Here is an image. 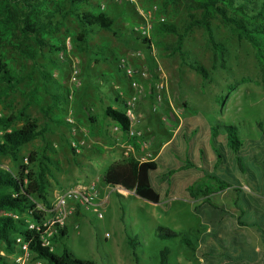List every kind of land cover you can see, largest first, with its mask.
Here are the masks:
<instances>
[{"label": "rangeland", "instance_id": "obj_1", "mask_svg": "<svg viewBox=\"0 0 264 264\" xmlns=\"http://www.w3.org/2000/svg\"><path fill=\"white\" fill-rule=\"evenodd\" d=\"M92 6L114 17L115 24L111 32L97 31L89 35L86 47L75 42V28L68 20L51 41L57 46L63 45L65 52L49 54L45 49L44 55H38L32 61L14 52V46L27 43L22 37H17L13 33L9 40L0 42V58L18 78L23 79L14 92L6 97L0 96V116L16 114L30 103L26 113L41 127H47L44 139L38 138L20 150L18 163L8 157H2L0 164L16 174L21 163L27 164L30 152L34 151L40 156L44 154L46 147H51L54 153L47 151L53 160L50 166L52 173L48 191L51 203L61 190L73 187L81 180L84 184L87 183L88 181L81 177L71 179L74 164L83 162L84 157H92V160L100 163L102 152L97 151L100 148L97 142L103 139L104 133L98 123L104 118L103 111L107 106H114L121 112L122 102L133 93L128 80L120 70L121 61H124L130 67L138 68L147 75L140 80L145 91L135 108L134 130L141 134L136 140L141 149L139 153L134 154L136 158L139 161L163 159V153L159 150L168 138L167 132L175 131L181 122V130L184 129L183 133L187 135V148L186 151L184 149L175 152L170 149L165 152L170 163L165 167L160 164L156 174H153L152 183L160 195V203L156 205L131 195L132 193L125 192L126 196H122L121 189L109 187L104 190L102 172L111 162L100 165L97 163L89 172L83 168L84 164L80 165L79 175L83 174L89 180L98 178L96 180L98 192L103 191L101 198L106 194L108 197L102 219H98L91 212H85L80 219L77 216L65 219L67 237L64 243L75 257L82 260L93 261L96 264H135L126 242L129 234L136 236L139 242L136 250L138 264H156L158 253L164 247L172 248V258L178 264H201L196 254L183 249L176 240L158 239L156 229L161 226L188 233L204 225L216 223L222 217L220 210L213 214L212 208L199 207L201 199L192 200L187 195L186 188L193 186L194 183L206 185L213 182L205 174H214L231 185V188L210 196L209 200L214 205H223L234 215L238 216L239 210L247 209L242 194L249 195V198L252 196L264 199L261 165L255 162L252 166L247 165L249 157L242 155L243 165L250 168L251 173L246 169L240 170L236 161L232 160L231 151L225 145L223 130H216L218 133L216 138H211L208 130V127H215L220 123L236 125L240 138L248 145V153L251 156L255 154L257 148L252 142L264 136V82L261 67L252 47L245 41H239L219 19H214L211 22L214 39L225 48L221 64L217 63L214 67L213 52L202 28L194 27L183 42L184 62L196 63L209 72V79L203 81L186 66L178 54L171 53L176 36L157 33L160 26L157 19L160 16L164 17L163 23L173 24L182 31L188 16L182 4L164 7L163 0H94ZM152 6H157L158 11L148 18L147 14ZM145 19L152 25L153 53L148 44L140 41L142 38L136 31ZM81 48L84 50L80 51ZM99 50L104 52L106 59L97 63L94 54ZM53 60L55 65L52 64ZM75 69L78 71L77 85L72 81ZM40 70L53 76L54 85H48V89L50 92L55 91V94H62L63 111L55 110L49 116H45L44 109L52 101L50 94L43 88ZM160 79L167 82V92L164 94L160 111L154 113L153 100L149 92ZM3 88V85H0V91ZM162 116H166L164 121L161 120ZM52 119L65 121L66 125H57ZM105 119V123L110 127L108 130L112 131L114 123L111 119ZM187 124H194L199 136L190 137L189 131L193 127ZM21 125V122H17L14 126L18 128ZM205 127L206 132L203 131ZM73 128L77 131L74 136L78 142L84 140L81 146L82 156L76 151L75 153L71 151V141H75ZM78 130L84 133H79ZM154 135L155 140L152 138ZM197 140L196 152L195 149H191L190 143ZM212 149L221 156L216 170H212L211 167L215 161ZM199 151L204 155H199ZM195 156L201 158L200 171L179 173L172 178L178 179L181 176V179L165 181L167 179L163 173L170 169L167 165L178 167L185 159L195 162L197 161ZM205 159L208 165L204 164ZM233 172L239 183L234 181ZM160 184L162 185L159 186ZM235 187L238 191L234 189ZM244 217L255 218L254 215L247 213ZM76 225L83 227L76 230ZM237 238L240 239V236ZM54 247L55 252H58L61 245L58 243ZM244 251L239 249V257L246 256ZM0 254L4 255L1 243ZM7 257L9 264H14L13 256Z\"/></svg>", "mask_w": 264, "mask_h": 264}, {"label": "trees", "instance_id": "obj_2", "mask_svg": "<svg viewBox=\"0 0 264 264\" xmlns=\"http://www.w3.org/2000/svg\"><path fill=\"white\" fill-rule=\"evenodd\" d=\"M93 1L0 0V42L9 40L13 33L17 37H22L27 43L14 46V52L32 61L38 55H44L45 49L49 54L65 52L63 45L57 46L51 41L55 39L56 34L60 32V29L68 20L75 28V42L86 47L89 35L97 31L111 32L115 24L114 17L98 7L92 6ZM178 4H182L188 14L182 31L173 24L165 23H160L157 28L159 34L176 36V40L171 46L172 54H178L181 60L185 61L184 39L194 27H198L204 30L207 43L212 49L214 67L217 63L221 64L224 59L225 48L223 44L215 41L211 25L212 20L219 19L220 23L229 28L239 41H245L252 47L256 60L261 67L264 82V0H163L164 7L177 6ZM140 41L143 44H148L144 39ZM82 50L84 48L80 49V51ZM94 56L97 63L106 59L104 52L100 50ZM52 64L55 65L54 60ZM185 64L198 74L203 81L209 79V72L204 67L196 63L186 62ZM39 74L43 88L47 94H50L52 101L44 109L45 116H49L55 110L63 111L61 106L62 94H55V91L51 90L50 92L48 89V85H54L53 76L42 70L39 71ZM22 80L0 58V85L4 87L0 91V96L6 97L14 92ZM149 94L154 105V87ZM29 106L30 103L16 114L0 116V130L2 131L0 135V158L8 157L13 162L18 163L20 150L25 145L38 138L44 139L47 127H41L37 121L30 118L26 113ZM122 109L121 112H118L116 108L114 109V106H107L103 111V117L104 119H111L119 127L120 133L125 135L127 139L128 122L125 117L123 102ZM90 120L93 121L91 118ZM52 121L57 125H66L65 121L62 120L52 119ZM17 122L22 123L18 128L14 126ZM217 129L223 130L225 145L231 151L233 160L236 161V165L239 166L240 170L246 169L251 173V169L243 165V156H248L246 164H249V166H252L253 162L260 164L262 171L260 169L259 171H261L260 174L264 180V161H262L264 160V148L260 149V153H255L252 156L247 152L243 153V141L236 125L220 123L215 127H208L211 138L217 137ZM261 138L264 142V136ZM136 140L137 138L129 140L135 149V154L141 150ZM212 150L215 164L211 167L212 170H216L220 164L221 156L214 149ZM47 151L54 153L51 147H46L44 154L40 156L34 151L30 152L27 157V164L21 163L16 174L0 164V243L4 252V255L0 254V264H9L7 255L16 253V239L28 243L29 250L35 255L34 260L42 261L43 264H96L93 261L75 257L68 249L64 243L67 237L65 226L57 230L51 238L53 251L41 246L39 229L29 227L30 224L37 227L45 217L43 210L49 209L51 205L48 191L49 178L52 173L50 166L53 160L48 156ZM71 151L74 153L72 148ZM199 153V155H204L202 151H199ZM160 164L163 167L166 166V163L160 158L155 161L140 162L135 155H129L108 165L103 170L102 183L111 188L124 189L134 196L156 205L160 203V195L154 189L152 176L156 174ZM204 164L208 165L206 159ZM167 167L170 169L163 174H165L168 181L171 176L180 171H200L201 169L196 168L194 163L188 159H185L184 163L178 167L168 165ZM229 172L232 171L229 170ZM205 175L213 182L206 185L204 183H194L193 186L186 188L187 195L192 200L201 199L202 202L199 207L205 208L208 206L213 209V214L216 210H220L222 217L216 223H210L209 226L204 225L188 233L160 226L156 229L157 238L176 240L183 249L196 254L201 260V264H263L264 252H256L250 246V240L241 228L256 227L264 242V199L260 197L253 198L252 196L249 198V195L242 194L247 209L244 211L239 210V215L233 217L223 205H214L209 200L210 196L231 188V185L214 174ZM232 177L236 181L237 176L235 173ZM167 180L165 181L168 182ZM234 189L236 190L237 187ZM167 191L165 192L167 193ZM246 213L254 215L255 218L245 219ZM232 220H235V223ZM204 223H206V220H204ZM237 236H240V239ZM126 242L135 264H138L136 250L139 242L137 237L128 234ZM58 243L61 247L58 252H55L54 246ZM240 248L245 250L246 256L239 257L238 251ZM172 251L170 247L161 249L156 264H178L172 258ZM234 254H237V257Z\"/></svg>", "mask_w": 264, "mask_h": 264}, {"label": "built area", "instance_id": "obj_3", "mask_svg": "<svg viewBox=\"0 0 264 264\" xmlns=\"http://www.w3.org/2000/svg\"><path fill=\"white\" fill-rule=\"evenodd\" d=\"M121 1V0H117ZM132 1V0H129ZM158 11L157 6H152L150 12L147 14L149 18L152 14H156ZM158 22L163 23L164 17H158ZM139 36L146 40L149 49L153 53V45L151 43V31L152 25L145 19V22L141 23L136 28ZM120 70L123 72L125 78L129 82V86L133 91L132 95L123 101V107L125 110V117L128 122V132H127V144L123 157H128L129 155L135 154V149L133 145L129 142L132 138H139L141 134L134 130L135 125V108L139 102L141 96L144 93V87L141 84L142 79L147 75L144 71L138 68H132L124 61H121ZM77 74L78 71L75 69L73 71L72 81L77 85ZM155 89V104L152 107V112H159L160 105L163 101V96L167 92V82L165 79H160L154 85ZM166 116H162L161 120L164 121ZM67 121H70L67 119ZM112 130L114 132H120V129L115 125ZM73 132L76 131L74 128ZM81 131V130H79ZM141 143V142H138ZM84 144V140L78 143L72 142V148L77 150L80 145ZM144 146L143 143H141ZM140 162H145L141 159ZM106 206V200L99 197L98 187L96 182H90L87 184H78L76 186L61 190L55 195L53 202L49 209L43 210L45 213L44 219L36 227L34 224H30V228L39 229V241L42 247L49 248L53 251V246L51 243V238L56 234L57 230L63 228L64 221L69 216L75 215L80 210L83 212L94 213L98 219L103 218V211ZM14 264H42V261L34 260V254L29 250L28 243L16 239V253L12 255Z\"/></svg>", "mask_w": 264, "mask_h": 264}, {"label": "crops", "instance_id": "obj_4", "mask_svg": "<svg viewBox=\"0 0 264 264\" xmlns=\"http://www.w3.org/2000/svg\"><path fill=\"white\" fill-rule=\"evenodd\" d=\"M115 109V108H114ZM187 121V120H186ZM106 122V119H104V118H102L100 121H99V128L100 129H103V133H104V137H103V139H101V140H99L98 142H97V145L100 147L99 149H97V151L99 152V153H101V159L99 160L100 161V163H106V162H111L110 164H112V163H115V162H117V161H119V160H121L122 158H124L123 157V154H124V152H125V149H126V142H127V140H126V136L125 135H122L120 132H114L113 130L111 131V130H108L110 127H109V125L107 124V123H105ZM188 122V121H187ZM150 123V122H149ZM182 123V122H181ZM180 123V125H178V127L176 128V130L175 131H172L171 133H169V132H167V136H168V138H167V140L162 144V147H161V149L159 150V152L160 153H163V161L167 164H169L170 162H169V159H168V157H167V154H165V152H168L170 149H172V150H174L175 152H179V151H182V150H184L185 149V151H186V148H187V145L186 144H188V140H187V135L186 134H184L183 133V131H184V129H183V131L181 130V127H182V124ZM189 123V122H188ZM185 125H186V123H185ZM187 125H189V126H192L193 128L189 131V135H190V137H193L194 135L197 137V136H199V134H198V132H197V127H195V126H193L194 124H187ZM115 126V124H113L112 125V127H114ZM201 126L202 127H204L203 126V124L201 123ZM206 128V127H205ZM73 130V129H72ZM203 130V129H202ZM111 131V132H110ZM204 132H206V130L204 129L203 130ZM78 132L79 133H84L82 130L81 131H79L78 130ZM76 133H77V131H72V134H73V136L74 135H76ZM154 134H156V132L154 133ZM83 135H85V134H83ZM202 135V134H201ZM200 135V136H201ZM74 138H75V141H71V143L72 142H76V143H78V141L79 140H77L76 139V136H74ZM82 138V137H81ZM154 140H155V138H156V135H154L153 137H152ZM95 141V140H94ZM242 141H243V139H242ZM198 142V140L197 141H195V142H191L190 143V145H191V149H197V146H196V143ZM253 144H254V146L257 148L256 150H255V153L257 154V153H260L261 151H260V149H262V148H264V142L262 141V138H258L257 140H255L254 142H252ZM200 144V143H199ZM92 145V144H91ZM82 145H80L79 147H78V149L77 150H74V153H75V151L77 152V154L79 155V156H82L83 155V153L81 152V150H82V147H81ZM88 147V146H87ZM253 147V146H252ZM252 147L250 148L251 150H253L252 149ZM89 148L91 149V146L89 145ZM243 149H242V152L243 153H248V145H246V143L243 141V147H242ZM198 151V149L196 150V152ZM158 152V153H159ZM77 157V156H76ZM158 157H159V154H158ZM196 157V160L198 161H195V162H193L194 163V165L196 166V168H200L201 166H200V162H199V156H195ZM86 158L87 157H84L83 159V162H76V164H74L75 166H74V173H73V175H72V177H71V179H74V178H78V177H81V179H86L88 182L87 183H90V182H96V180H98V178L96 179V180H89L88 178H86L85 177V175L83 176V174H81V175H79V168H80V165L82 166L83 164L84 165H86V166H84L83 165V168L85 169V170H87L88 172L91 170V168H92V166L94 167L97 163H99L98 161L96 162V161H94V160H92L93 158L92 157H89V158H87V160H86ZM232 158V157H231ZM233 160V159H232ZM152 161H155V160H152ZM234 161V160H233ZM100 163H99V165H100ZM109 164V165H110ZM215 164V161H213V165ZM212 165V166H213ZM106 168V167H105ZM104 168V169H105ZM103 169V170H104ZM220 171H221V168L219 169ZM184 172H187V171H180V172H178V173H175L173 176H175V175H177V174H179V173H184ZM221 173V172H220ZM187 175V174H186ZM173 176H171L170 178H169V181H173V180H175V181H177V180H179V179H181V176H180V178H178L177 179V177H175L174 179L172 178ZM182 177H184V176H182ZM62 179V178H61ZM70 179V180H71ZM64 181V180H63ZM168 181V180H167ZM64 182H66V180L64 181ZM68 182V181H67ZM82 182V183H81ZM84 181L83 180H81V181H79V182H77L76 183V185H78V184H84L83 183ZM87 183H85V184H87ZM76 185H74V186H76ZM107 188H109V186H105V188H104V190H106ZM117 190H120L119 188H116ZM120 192H122L123 194H121L122 196H126L125 195V192H127V191H124V190H122L121 189V191ZM129 193V192H128ZM103 195V191H101L100 190V193H99V197L101 198V196ZM131 195H133V194H131ZM107 194L102 198L103 200H106L107 201ZM227 210V209H226ZM84 213L85 212H83V211H79L78 212V214L77 215H73V216H69V218H76V216L78 217V219H80V218H82L83 217V215H84ZM231 215L233 216V217H237V215H234V214H232L231 213ZM261 217V216H260ZM264 221V220H263ZM232 222L233 223H235V220H232ZM65 227H66V224H65ZM83 227V225H76L75 226V229L76 230H78L79 228H82ZM239 228V227H238ZM242 230H244L245 231V236L246 237H248L249 238V240H250V246L256 251V252H264V242L262 241V238H261V235H260V233L258 232V230H257V228L256 227H244V228H241ZM234 255H236V254H234ZM233 255V256H234ZM263 264H264V262H263Z\"/></svg>", "mask_w": 264, "mask_h": 264}, {"label": "water", "instance_id": "obj_5", "mask_svg": "<svg viewBox=\"0 0 264 264\" xmlns=\"http://www.w3.org/2000/svg\"><path fill=\"white\" fill-rule=\"evenodd\" d=\"M122 190H124V189H122ZM125 191V190H124Z\"/></svg>", "mask_w": 264, "mask_h": 264}]
</instances>
